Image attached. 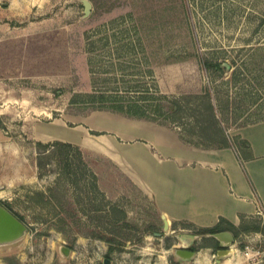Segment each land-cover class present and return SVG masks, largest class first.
<instances>
[{"label":"rangeland","instance_id":"rangeland-1","mask_svg":"<svg viewBox=\"0 0 264 264\" xmlns=\"http://www.w3.org/2000/svg\"><path fill=\"white\" fill-rule=\"evenodd\" d=\"M83 1L0 0V74L20 76L23 103L53 107L43 119L64 117L79 139L66 162L23 120L0 128V208L25 227L0 239V264H264L263 210L229 220L248 229L218 261L224 248L206 227L170 220L164 230L131 178L126 128L79 122L102 111L204 149L226 134L241 149L234 130L264 119V0H88L89 13ZM183 232L200 236L188 244Z\"/></svg>","mask_w":264,"mask_h":264},{"label":"crops","instance_id":"crops-1","mask_svg":"<svg viewBox=\"0 0 264 264\" xmlns=\"http://www.w3.org/2000/svg\"><path fill=\"white\" fill-rule=\"evenodd\" d=\"M19 78L0 74V116L7 129L16 120H23L19 129L30 138L78 142L67 135L64 117L43 119L53 107L32 101L23 103L21 89L14 84ZM23 114L31 117L23 118ZM119 120L100 111L79 122L95 130L126 128L123 134L134 141L125 150L131 178L154 199L157 210L165 214L169 223L188 220L211 227L221 217L238 223L241 214L264 211V119L234 130L235 136L249 142L253 154L243 164L233 148H199L183 143L175 132L153 122Z\"/></svg>","mask_w":264,"mask_h":264},{"label":"trees","instance_id":"trees-1","mask_svg":"<svg viewBox=\"0 0 264 264\" xmlns=\"http://www.w3.org/2000/svg\"><path fill=\"white\" fill-rule=\"evenodd\" d=\"M203 65L205 66H210L212 65V63H209L208 61H203ZM174 106V105H172ZM114 109H116L117 111L121 112V113H124L126 115H129V116H141V115H137V112L134 111L133 109H129V110H125L123 108V105H116L113 107ZM179 106H177V109L179 110ZM176 110V109H175ZM177 110V111H178ZM176 112V111H175ZM0 128H3L6 130V126L5 124L3 123V120L1 119V116H0ZM225 137V140L226 142L224 144H220L218 146V148H233L235 149V151L237 152V156L241 162V164H243V162L245 160H248L250 158L253 157V154L250 150V144L247 140L245 139H241L240 137L239 140H240V147L241 149L239 148H236L234 145L231 144V140L229 139V137L225 134L224 135ZM37 145L40 147H47V148H57L59 147L61 149V153L60 155L63 157V160H65L66 162L68 161V157H69V152L70 150L74 147L73 143L71 142H65V141H60V140H55V141H52V142H48V143H44L42 141H37ZM44 152H41L39 151V157H38V167L39 169H42L43 165H44V161H42V156H44ZM18 219L19 217L13 213ZM243 230H246L248 229V227H242ZM242 228H238L237 226H235L234 224H232V222H230L228 219L224 218V217H221L219 222L213 226V227H206L204 228V230L206 232H209V233H217V232H220V231H224V230H230L233 232L234 234V237L236 238V235L237 233L235 232V230H242Z\"/></svg>","mask_w":264,"mask_h":264},{"label":"water","instance_id":"water-1","mask_svg":"<svg viewBox=\"0 0 264 264\" xmlns=\"http://www.w3.org/2000/svg\"><path fill=\"white\" fill-rule=\"evenodd\" d=\"M83 2L85 5L86 13H89L91 9L90 2L88 0H84ZM161 218L163 219V228L165 231H167L169 229V221L164 213H161ZM24 229V224L13 213L3 207L0 208V239L20 236ZM176 236L183 242L193 244L200 235L195 233L183 232L177 233ZM213 236L220 241V246L224 248L217 252V258L218 261H220L221 257L229 254L230 250L225 248L230 246L235 241V237L229 230L214 233Z\"/></svg>","mask_w":264,"mask_h":264},{"label":"flooded vegetation","instance_id":"flooded-vegetation-1","mask_svg":"<svg viewBox=\"0 0 264 264\" xmlns=\"http://www.w3.org/2000/svg\"><path fill=\"white\" fill-rule=\"evenodd\" d=\"M225 231V230H224ZM230 231V230H229ZM214 233H210V235H213Z\"/></svg>","mask_w":264,"mask_h":264}]
</instances>
